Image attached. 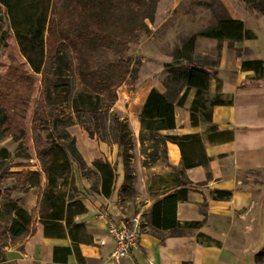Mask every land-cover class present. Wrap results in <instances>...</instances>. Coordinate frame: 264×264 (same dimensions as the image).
<instances>
[{"label": "trees", "instance_id": "trees-1", "mask_svg": "<svg viewBox=\"0 0 264 264\" xmlns=\"http://www.w3.org/2000/svg\"><path fill=\"white\" fill-rule=\"evenodd\" d=\"M57 2L61 8L56 14L53 12L54 0H0V7L4 10L8 27L25 63L32 73L41 75L43 97L47 96L46 83L47 77H50L47 60H50V67L53 68L56 62L59 64V70L67 72L71 63L64 50H70L78 87L71 98L70 108L76 123L90 138L118 146L119 155L123 159L124 173L120 191L126 192L131 189L134 181L131 161L136 141L128 120L114 109V103L118 87L130 83L134 78L136 69L129 55V44L139 38L142 31L149 30L146 21H153L159 0H57ZM244 4L242 8L248 13L255 16L264 15V5L256 8L246 2ZM46 32L48 37L50 35L52 43H48ZM196 34L213 37L218 42L252 38V34L244 28L241 20L219 18L213 28L195 33L175 50L172 54L173 64L165 65L167 68V75L163 81L165 91L159 92L151 88L137 113L142 165L166 157L165 143L169 141L179 147L183 167L207 166L210 157L205 152L200 133H162L175 127L174 108L183 106L190 89L194 90L189 105L191 125L207 123L205 135L210 143L232 138L231 130H220L211 123V107L230 102L221 99L219 95L212 99L208 98L210 80L216 78L218 72L214 69L215 61L212 58L194 53L193 40ZM199 57H204L209 62L199 63L196 60ZM240 68L252 70L258 78H262L264 71L263 62L259 59L244 60ZM44 103L47 106L45 100ZM0 108L4 107L0 105ZM34 115L37 116V112H34ZM60 136L51 133L45 136V145L37 151L41 171H28L23 179L26 186L31 187L40 184L41 173L45 176V183L43 188H40L38 197L39 205L43 202L48 205L47 212L39 214L45 236L59 238L68 236L74 243L87 242L83 223L74 219L75 216L85 213L86 208L78 196L79 190L72 178L71 169L72 162H76L83 170H86V164L73 142H70L69 149H65L57 141ZM6 157V150L1 149L0 160ZM91 165L98 180L96 193L109 197L114 190L117 177L115 166L103 158H95ZM173 176L175 179L173 187L176 189L155 201L150 208V224L156 229H177L181 226L176 219V205L179 201L186 200L187 186L190 182L182 171L174 172ZM28 177L38 178L39 182L31 183ZM156 178L159 182H165L164 176ZM5 191L7 189L0 188V198H3ZM230 195L231 192L226 190L213 192L215 199H226ZM6 207L13 213V217L6 227L0 230L2 234L17 240L34 231L33 211L28 212L12 201L5 204ZM199 223L191 221L183 225L195 227ZM62 251L65 256L69 249L53 248L55 262L65 260L64 256H58ZM263 255L264 252H258L255 260ZM3 260L0 259V264H5Z\"/></svg>", "mask_w": 264, "mask_h": 264}, {"label": "crops", "instance_id": "crops-1", "mask_svg": "<svg viewBox=\"0 0 264 264\" xmlns=\"http://www.w3.org/2000/svg\"><path fill=\"white\" fill-rule=\"evenodd\" d=\"M181 1L159 0L154 18L159 19L164 7L170 4L177 6ZM221 2L228 18L241 20L244 28L252 34V38L240 41L248 43L254 39L255 33L246 26L244 9L235 0ZM149 25V30L155 29ZM146 41L153 44L149 39ZM240 41L218 42L213 37L198 34L193 40L194 53L212 58L218 72V76L210 80L208 98L219 95L230 102L211 107V123L220 130H231L232 138L210 143L205 135L207 123L191 125L189 105L193 89L189 90L183 106L174 108L175 127L162 131L163 134L200 133L205 152L210 157L206 167H183L179 147L169 141L165 143L166 162L158 159L142 165L143 156L138 151L140 125L137 113L151 88L159 92H164L165 88L158 80V85L144 86L135 92V111L128 116V123L139 155L135 158V188L141 191L143 197L136 203L138 210L134 218L137 221L140 219L144 226L140 227L137 247L130 251L129 258L119 264H257L256 254L264 248V71L262 78H258L252 70H241L240 64L244 60L259 59L264 66V61L260 55L249 54L247 45L237 47ZM151 51L163 58L154 48ZM166 58L163 60L169 62ZM78 132L76 148L83 161L89 164L95 158L106 159L116 166L117 174L109 197L95 193L94 196L81 198L86 212L74 219L83 223L88 241L74 243L68 236L44 235L37 213L39 191L45 183L42 173L38 186L11 191V198L16 200L17 205L35 213V221L31 234L2 248L5 264H117L111 258L115 241L108 234L107 227L109 222L121 223L129 218L118 194L124 179L122 159L116 144L90 138L84 130ZM29 170L41 171L37 165ZM174 171H182L190 182L186 200L176 205V219L181 226L177 229H156L150 224V208L155 201L176 189L173 187ZM73 172L76 184H80L76 167ZM258 172L263 175L260 181L244 178V175ZM151 175L153 179L149 180ZM158 176H164L165 182L157 181ZM215 190L230 191L231 195L226 199H215ZM12 217L13 214L9 219ZM191 221L200 223L195 227L183 225ZM54 247L69 249L65 256L63 251L58 253V256H64V261H54Z\"/></svg>", "mask_w": 264, "mask_h": 264}, {"label": "rangeland", "instance_id": "rangeland-1", "mask_svg": "<svg viewBox=\"0 0 264 264\" xmlns=\"http://www.w3.org/2000/svg\"><path fill=\"white\" fill-rule=\"evenodd\" d=\"M243 1L254 5L256 8L264 5V0H235L240 8L245 5ZM60 8L57 0H54V14ZM159 14L158 20L154 18L152 22L146 21L148 29L149 23L155 29L142 31L139 38L129 44V55L135 63L136 69L133 74L134 78L130 80V83L118 87L117 99L114 103V109L124 115L127 120L128 116H132L135 111L136 101L133 100L135 92L144 86H150L154 83L158 85V80L163 85L167 75L165 65L166 63L173 64L172 54L181 46L183 41L197 32L213 28L219 18L228 17L221 0H182L177 6L170 4L167 8L164 7ZM241 15L243 14L241 13ZM244 15L247 28H250L256 37L249 40L248 43L240 41L236 46L244 47L247 45V50L250 49L249 54L260 55L264 61V15L255 16L245 10ZM45 36L50 43L51 39L50 35L48 37V32ZM147 39L153 41V44L147 43ZM153 48L156 53H160L163 58L167 57L170 61L166 62L163 58L154 55L155 53L152 54L151 49ZM64 53L70 61L71 67L67 72L61 71L58 69L59 64L55 62L52 68L50 67V60H47L50 77H47L48 82L46 83L47 96L43 97L41 75L32 73L25 63L12 31L8 27L4 10L0 7V105L4 107L0 108V150L5 149L7 156L4 160H0V188L7 189L3 198H0V230L6 227L10 215L13 214L9 208H5V204L11 201L16 202L11 198V191L24 189L26 182L23 178L30 171L29 168L34 165L41 168L37 151L45 145V136L48 133L55 136L61 135L57 141L65 149H69L70 142H73L76 148L78 131H83L76 123V118H74V113L70 108L71 98L78 89L77 79L73 72L74 60L69 49H65ZM196 60L199 63L209 62L204 57H199ZM44 100L47 106H45ZM34 112H37V116L34 115ZM35 118L36 120H34ZM38 118L41 120L39 121ZM108 123L109 121L107 125ZM132 156L131 164L135 171V158L139 157L136 145L132 151ZM160 160L166 162V157H161ZM91 162L89 164L85 162L86 170L80 169L76 162H72L71 165L72 178L79 190L78 196L80 198L94 196L95 190L98 188L97 175L94 173ZM75 167L80 176V184L75 182L73 172ZM13 172L17 174H13ZM246 177L260 181L263 175L258 172L252 175H244V178ZM28 178L31 183L39 182L38 178ZM148 179H153V176L151 175ZM135 182L134 177L131 189L122 192L119 188L118 191L120 204L123 208L126 207L127 216H129L126 221L136 216L138 210L136 203L143 197L141 191L135 188ZM47 208L48 205L45 202L40 205L38 203L37 213H46ZM138 223L139 227L144 226L140 219ZM129 224L131 225V223ZM12 241L7 234L0 232V259L3 258L2 248ZM261 251L264 252V248ZM256 263L264 264V255L256 258Z\"/></svg>", "mask_w": 264, "mask_h": 264}, {"label": "built area", "instance_id": "built-area-1", "mask_svg": "<svg viewBox=\"0 0 264 264\" xmlns=\"http://www.w3.org/2000/svg\"><path fill=\"white\" fill-rule=\"evenodd\" d=\"M107 232L115 241V248L111 253V258L115 263L119 264L123 259L129 258L130 251L138 245L139 223L136 218L121 223L109 222Z\"/></svg>", "mask_w": 264, "mask_h": 264}]
</instances>
